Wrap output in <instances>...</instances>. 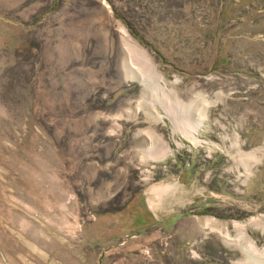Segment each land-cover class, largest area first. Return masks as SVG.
I'll list each match as a JSON object with an SVG mask.
<instances>
[{
	"label": "rangeland",
	"instance_id": "rangeland-1",
	"mask_svg": "<svg viewBox=\"0 0 264 264\" xmlns=\"http://www.w3.org/2000/svg\"><path fill=\"white\" fill-rule=\"evenodd\" d=\"M247 241L264 258V0H0V264Z\"/></svg>",
	"mask_w": 264,
	"mask_h": 264
},
{
	"label": "bare ground",
	"instance_id": "bare-ground-1",
	"mask_svg": "<svg viewBox=\"0 0 264 264\" xmlns=\"http://www.w3.org/2000/svg\"><path fill=\"white\" fill-rule=\"evenodd\" d=\"M123 32H124V34H126V35L128 34L125 28H123ZM234 224H235L236 229H237V228H241V227L239 226L240 224H239V225H238L237 223H234ZM227 230H228V229H226V231H227ZM226 231H225V232H226ZM242 231H244V229H243ZM242 231H241V232H242ZM228 233H229V232L227 231L226 234H228ZM228 235H230V234H228ZM237 237H239V236L237 235ZM237 237H236L235 239L233 238L234 240H232V241H234V242H236V243L239 244L241 240H239V238H237ZM228 240H229V239H228ZM230 240H231V239H230ZM247 242H248L247 245L249 246V247H248V251H251V250L253 251V252L251 251V252L253 253V254H252V260H249V261H247V262L244 260L243 263H244V264H248V263L250 262L251 264H254V263H255V264H264V258H263V257L261 258V256H262V255H261L262 251H261V250H260L261 252L258 251L257 248H256V247H257L256 244H254L253 242H251V241H247ZM242 243H243V242H242ZM242 243H240V244H242ZM242 247H244V246L242 245ZM258 249H259V248H258ZM263 252H264V251H263ZM258 253H260V254H258ZM255 254H256V255H255ZM255 256H256L257 258H256ZM250 263H249V264H250ZM237 264H242V263L239 262V263H237Z\"/></svg>",
	"mask_w": 264,
	"mask_h": 264
}]
</instances>
